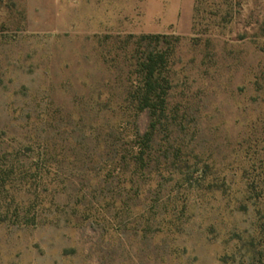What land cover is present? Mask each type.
<instances>
[{"label":"rangeland","instance_id":"rangeland-1","mask_svg":"<svg viewBox=\"0 0 264 264\" xmlns=\"http://www.w3.org/2000/svg\"><path fill=\"white\" fill-rule=\"evenodd\" d=\"M0 264H264V0H0Z\"/></svg>","mask_w":264,"mask_h":264},{"label":"trees","instance_id":"trees-1","mask_svg":"<svg viewBox=\"0 0 264 264\" xmlns=\"http://www.w3.org/2000/svg\"><path fill=\"white\" fill-rule=\"evenodd\" d=\"M167 39L162 40L160 36H142L138 39L140 46H144L146 41H153L156 45L153 49L144 52V56L138 64L139 85L131 94V99L137 112L148 111L155 122L152 123L150 130L142 138L141 146L143 148L138 151L133 147V163L136 167L145 161L146 152L151 150L154 141L156 127L166 113L167 94L170 89V80L166 76V68L169 58L175 50L174 46H170L168 49L160 47L162 43L170 44ZM191 180H195L193 181L195 184L201 182L200 178Z\"/></svg>","mask_w":264,"mask_h":264}]
</instances>
